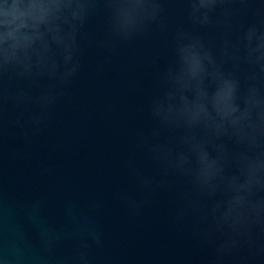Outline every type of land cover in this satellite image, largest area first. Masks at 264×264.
<instances>
[{"label":"water","instance_id":"obj_1","mask_svg":"<svg viewBox=\"0 0 264 264\" xmlns=\"http://www.w3.org/2000/svg\"><path fill=\"white\" fill-rule=\"evenodd\" d=\"M50 4L0 0V60L13 51L15 58H23L27 45L18 46L20 37L38 30L47 38V29L60 23L57 17L69 15L68 9L57 11ZM162 7L165 30L151 24L143 35L123 40L110 35L105 5L95 0L75 33L67 63L62 47L52 45L42 68L35 66L34 56L28 72L13 62L0 67V264L212 261L214 246L204 245L190 227L174 220L186 183L174 174L164 177L138 140L154 129L158 136L150 139L152 144L181 134L159 127L149 114L165 90L164 72L175 67V30L199 34L216 56L222 30L190 25L183 0H164ZM231 7L234 37L253 21L252 10L264 8V0H253L246 11L239 4ZM19 13L24 16L16 18ZM60 27L61 35L69 31L65 24ZM69 72L67 83L60 85ZM44 94L54 99L39 102ZM227 148L234 150L232 144ZM132 168L170 186L148 192L130 174ZM129 200L143 203L131 207ZM92 233L99 235L100 245L92 242ZM257 236L264 239L258 231ZM83 243L89 247H80ZM237 259L264 264L247 248ZM225 264L236 261L226 258Z\"/></svg>","mask_w":264,"mask_h":264},{"label":"clouds","instance_id":"obj_2","mask_svg":"<svg viewBox=\"0 0 264 264\" xmlns=\"http://www.w3.org/2000/svg\"><path fill=\"white\" fill-rule=\"evenodd\" d=\"M101 2L108 13V31L113 38L129 40L143 35L151 24L160 30L166 28L162 20L164 0ZM183 2L188 22L194 28L214 26L222 30L219 55L213 54L199 34L183 27L175 30V67L164 72L165 90L153 100L149 114L159 127L181 134L171 136L165 143L152 144L150 139L158 136L154 129L138 142L147 147L164 177L174 174L186 183V189L178 194L180 206L174 220L190 227L204 245L214 246L210 264H225L226 258L245 264L243 259H237L243 248L253 258L264 260V239L257 236L258 231L259 237H264V8L252 10L253 21L242 25L233 37L231 5L239 4L246 11L245 6L253 0ZM93 3L95 0H51V8L68 9L69 15L57 17L60 23L47 29V38L38 30L31 37H20L18 46H37L31 53L26 47L23 58H15V51L6 52L0 67L13 62L28 72L34 56L35 66L42 68L52 45L62 47L67 63L75 33ZM16 7L12 5L13 11ZM23 16L19 13L16 18ZM61 24L69 28L63 35ZM19 27L25 25L21 23ZM74 71L75 68L71 70ZM71 72L60 79V85L67 83ZM52 99L44 94L38 101L47 104ZM228 144L234 146L233 151L228 150ZM130 174L148 192L170 186L163 179L157 184L154 178L134 168ZM142 203L129 200L131 207L138 208ZM91 239L100 245L97 233H92ZM80 247L89 245L83 243Z\"/></svg>","mask_w":264,"mask_h":264}]
</instances>
